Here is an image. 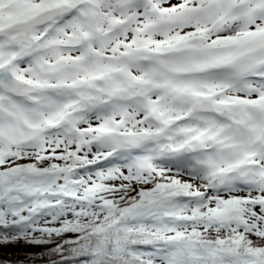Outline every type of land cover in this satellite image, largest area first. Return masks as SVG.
<instances>
[{
    "label": "snow or ice",
    "instance_id": "1",
    "mask_svg": "<svg viewBox=\"0 0 264 264\" xmlns=\"http://www.w3.org/2000/svg\"><path fill=\"white\" fill-rule=\"evenodd\" d=\"M0 264H264V0H0Z\"/></svg>",
    "mask_w": 264,
    "mask_h": 264
},
{
    "label": "rangeland",
    "instance_id": "2",
    "mask_svg": "<svg viewBox=\"0 0 264 264\" xmlns=\"http://www.w3.org/2000/svg\"><path fill=\"white\" fill-rule=\"evenodd\" d=\"M40 248L26 247L23 244L0 246V260H23L26 253L39 252Z\"/></svg>",
    "mask_w": 264,
    "mask_h": 264
}]
</instances>
